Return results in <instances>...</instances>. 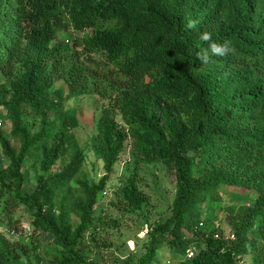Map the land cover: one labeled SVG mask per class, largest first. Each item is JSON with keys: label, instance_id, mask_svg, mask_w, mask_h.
Here are the masks:
<instances>
[{"label": "trees", "instance_id": "1", "mask_svg": "<svg viewBox=\"0 0 264 264\" xmlns=\"http://www.w3.org/2000/svg\"><path fill=\"white\" fill-rule=\"evenodd\" d=\"M203 32L231 51L203 65ZM82 96L108 103L97 124L100 183L80 178L79 122L63 111V100ZM0 119L11 124L0 131V216L24 207L33 221L28 242L0 233V264H44L40 243L49 264H107L97 232L119 229L120 217L95 207L126 151L134 171L110 209L144 213L142 165H161L177 197L172 217L134 243L137 262L121 263L155 264L164 245L188 247V232L203 246L180 264H264V0H0ZM31 158L40 175L29 187ZM227 187L254 197L253 206L224 207L230 240L200 231L216 220L206 202L222 203ZM11 220L0 227L21 234Z\"/></svg>", "mask_w": 264, "mask_h": 264}, {"label": "rangeland", "instance_id": "2", "mask_svg": "<svg viewBox=\"0 0 264 264\" xmlns=\"http://www.w3.org/2000/svg\"><path fill=\"white\" fill-rule=\"evenodd\" d=\"M96 61L101 59L96 55L93 56ZM65 98V96H64ZM63 111L65 114L74 113L75 118L79 122L78 128L74 130V135L79 141L81 149L86 152V159L83 165V171L80 175L81 179H91L96 183H100L105 176V172L102 168L101 156L102 146L98 139L97 124L100 116L103 113L108 103L99 99V97L82 96L79 98L65 101ZM61 107H58L56 111L60 112ZM0 131L5 134H9L11 131V124L8 121L1 120ZM0 155L2 156V150L0 146ZM130 155L126 151L119 159L117 165L114 167L111 180L107 184L104 192L99 195V202L96 209V215L99 217L102 213L111 214L110 217L120 219L121 226L119 229H115L113 226L107 224L105 229H100L97 232V239L99 246L106 245L108 250H103V257L107 264H123L118 259H132L137 262L139 253L134 248V243L139 242L141 245L148 239L152 228L149 225L162 224L168 221L173 215V204L177 197V190L171 184L170 179L164 168L161 165L157 167L142 165L138 169L139 186L143 194L148 199L147 207L144 213H132L125 211H114L110 209V203L114 199V191L116 186L122 181L121 177L126 172L133 173L134 169L128 165L130 161ZM69 161V157L62 158L58 164L53 168V172L57 173L64 168ZM129 168V171L128 169ZM40 175V166L36 164L35 158H31L26 164V177L29 187L36 184L38 176ZM64 196V193H61ZM73 195V194H71ZM220 197L223 199L221 203H212L207 201L205 209H213V217L216 218L215 222L202 220L203 225L200 226V231L217 230L223 231L227 236V240L233 239L231 235V229L226 223V212L224 207L226 206H240L241 204H247L249 206L254 205V197H246L241 194V191L236 188H224L220 192ZM253 197V198H252ZM72 198V197H71ZM3 203L0 204L2 210ZM103 214V215H104ZM9 216L13 217L12 222L18 223L21 234L11 233L8 230L0 227V233L4 234L8 239L12 241H19L21 239L30 241L32 235V215L25 210L24 207L9 212L7 215L0 216V223H7ZM74 218L73 224L77 226L79 221L75 218L76 215H72ZM147 222L148 224H145ZM199 231V232H200ZM144 233L145 236H142ZM37 236V235H35ZM186 239L191 241L188 247L185 249H171L167 245L158 252V256L155 260V264H180L183 261L190 259L191 253L197 254L203 244L197 240L193 233H186ZM47 248L44 243H40L39 255L44 259V264H49V260L46 258ZM98 253L94 247L86 251V259L92 260ZM36 259L33 258V264ZM241 264H251V258L247 257L242 260Z\"/></svg>", "mask_w": 264, "mask_h": 264}, {"label": "clouds", "instance_id": "3", "mask_svg": "<svg viewBox=\"0 0 264 264\" xmlns=\"http://www.w3.org/2000/svg\"><path fill=\"white\" fill-rule=\"evenodd\" d=\"M194 24L189 23L188 28H193ZM200 40L206 42L208 47L204 50L203 54H199V59L203 63V65H207L210 63L211 58L214 56L223 57L231 51L227 42L223 45L218 44L212 41L211 35L208 32H203L200 34Z\"/></svg>", "mask_w": 264, "mask_h": 264}, {"label": "built area", "instance_id": "4", "mask_svg": "<svg viewBox=\"0 0 264 264\" xmlns=\"http://www.w3.org/2000/svg\"><path fill=\"white\" fill-rule=\"evenodd\" d=\"M0 126H1V124H0ZM201 225H203V223H201L200 226ZM142 236H145L144 233H142ZM216 238H219V236L217 235ZM233 238H234V236H233ZM193 257H194V254L191 253V255H189V258H193Z\"/></svg>", "mask_w": 264, "mask_h": 264}]
</instances>
